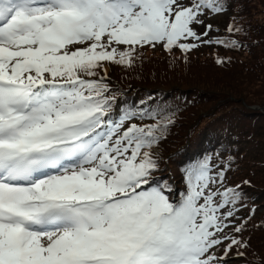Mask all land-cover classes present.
<instances>
[{
    "label": "snow or ice",
    "instance_id": "obj_1",
    "mask_svg": "<svg viewBox=\"0 0 264 264\" xmlns=\"http://www.w3.org/2000/svg\"><path fill=\"white\" fill-rule=\"evenodd\" d=\"M230 10L242 0H0V264H264L235 157L182 162L177 187L159 152L176 109L123 107L97 74L145 47H244L236 16L224 35L207 23Z\"/></svg>",
    "mask_w": 264,
    "mask_h": 264
},
{
    "label": "trees",
    "instance_id": "obj_2",
    "mask_svg": "<svg viewBox=\"0 0 264 264\" xmlns=\"http://www.w3.org/2000/svg\"><path fill=\"white\" fill-rule=\"evenodd\" d=\"M242 3V11L230 10L227 15L236 16V22L246 30L235 35V38L246 45L244 47L236 50L213 47L215 56L212 57L211 63L203 60L195 66L190 65L194 53L189 54L185 61L179 51L174 53L165 51L156 55L140 53V59L130 68L116 64H112L110 68L113 74L112 83L118 85L117 88L114 87L115 94L121 98L123 107L134 106L139 110L140 102L148 101L151 97L157 104L166 101L171 108L176 109L180 122L174 126L181 124L182 140L178 139L176 146L168 152L164 150L166 142L172 136L174 127L172 126L170 134L160 146L162 154L165 155L160 154L165 162L162 166L167 167L176 180L180 179L179 166L182 162L201 156L210 149L230 148L229 146H235L240 141L239 135L233 130L236 115L228 108L225 109L228 101L233 99L242 101L247 98L253 100L256 98L255 93H264V0H242ZM224 34L225 29L216 35ZM218 57L226 58V62L222 65L217 64ZM209 71H212V74ZM130 77L133 79L127 82L126 79ZM183 78L193 81L191 87L178 89L184 84L185 80L181 81ZM168 81L173 83L167 85ZM203 83L210 87L225 88L222 89L223 93H217L203 89L201 87ZM173 101L176 104L174 107L171 104ZM146 106L154 105L148 103ZM244 114L245 118L251 115L255 117L264 115L263 112ZM145 122L150 121L146 119ZM182 149H185L183 155L179 159L174 157L177 160L176 164L169 162V156ZM178 184L179 182L177 187H181ZM253 184L243 192L249 197L248 201H255L258 205L257 200L264 198V185ZM258 240L264 249V235ZM249 243L250 249L254 250L251 241ZM262 253L264 254V250ZM253 259L250 258L249 261Z\"/></svg>",
    "mask_w": 264,
    "mask_h": 264
},
{
    "label": "rangeland",
    "instance_id": "obj_3",
    "mask_svg": "<svg viewBox=\"0 0 264 264\" xmlns=\"http://www.w3.org/2000/svg\"><path fill=\"white\" fill-rule=\"evenodd\" d=\"M230 18L231 17L229 15L225 14L222 16H216L215 18L208 20L207 23H210L214 27L218 28V33H220L221 30L227 28L230 22ZM218 33H213V35H216ZM139 51L140 53L146 52L148 54L153 55H156L160 52H165L162 47H157L155 49L145 47L143 49H140ZM192 53L195 54L191 56L193 57V60L190 63V65L192 66H195L196 63L201 62L203 60L207 63H211L212 57L215 56L213 47H201L198 51L194 50L190 54ZM105 63L106 64L102 63L104 70L101 68V71H97V74L98 76L104 77L106 79V82L108 83V86L110 88H117L118 85L112 83L113 74L110 71V68L113 63ZM105 65L108 66L110 74L108 73L107 67ZM209 73L212 74V71H209ZM132 79L133 77H130L127 78L126 81L129 82ZM185 79L189 78H183L181 79V81ZM192 82L193 81L185 80L183 86L179 87L178 89L183 90L184 87H191ZM170 83L173 82L168 81L167 85H169ZM201 87L205 90L210 89L213 92L217 93H223L222 89L225 88L222 86L210 87L206 83H203ZM254 97L256 98L253 100L248 98L247 100L242 101H238V99H233V101H228L226 104L225 109L228 108L236 115V118L234 119L236 123L233 127V130L235 134L239 135L238 140L240 141L237 143V145L229 146L230 148H224L223 150L210 149L209 151H207V153L213 155V162L219 166H223L220 164L221 159L226 161L228 156L230 155L235 157V161L231 164V170L228 171L226 174L227 183L230 186L241 185L243 190L253 183H259L264 185V115L256 117L254 115H251L245 118L246 115L244 114H255L257 112L264 113V93H255ZM171 104L172 107L176 105L175 101H173ZM238 117L240 119H238ZM179 122V118L177 117V115H175V124ZM180 126L181 124H178L173 127L172 136L166 142V148H164V150H166L167 152L168 150L176 146L178 139L180 141L182 140V128H180ZM159 152L160 154H162L161 149H159ZM217 154L218 158H216ZM176 161L177 160H175L174 158L169 160V162H175V164ZM179 180L180 179H178L177 182H179ZM243 181H249L250 183L244 185L242 183ZM257 201L260 205H256L255 201L250 202L246 200L245 203L248 205V207L242 209L239 213L241 217H247L249 215V209H251L253 206H255L256 208L255 215L248 223L247 231L243 233V239L251 241L254 248V250H251L250 248L246 250V256L248 261L250 258L255 259L253 252H258L261 255H264L262 253L264 250L263 245L258 240L261 235H264V226L254 227V225H261L264 222V203H261L264 201V198L258 199ZM231 264H247V261L244 259H234L231 261Z\"/></svg>",
    "mask_w": 264,
    "mask_h": 264
}]
</instances>
